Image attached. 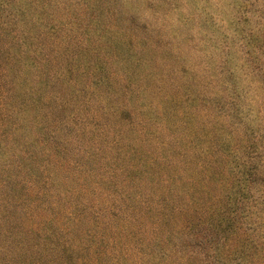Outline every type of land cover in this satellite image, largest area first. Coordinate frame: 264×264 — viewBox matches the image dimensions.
Instances as JSON below:
<instances>
[{
	"label": "rangeland",
	"instance_id": "374dc122",
	"mask_svg": "<svg viewBox=\"0 0 264 264\" xmlns=\"http://www.w3.org/2000/svg\"><path fill=\"white\" fill-rule=\"evenodd\" d=\"M0 264H264V0H0Z\"/></svg>",
	"mask_w": 264,
	"mask_h": 264
}]
</instances>
